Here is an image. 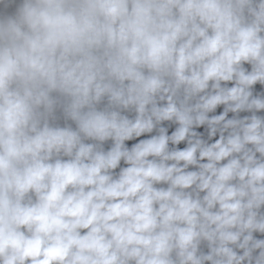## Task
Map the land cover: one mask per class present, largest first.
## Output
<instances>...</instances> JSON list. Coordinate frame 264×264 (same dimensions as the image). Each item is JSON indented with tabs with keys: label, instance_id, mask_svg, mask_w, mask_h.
Masks as SVG:
<instances>
[{
	"label": "clouds",
	"instance_id": "9594fccd",
	"mask_svg": "<svg viewBox=\"0 0 264 264\" xmlns=\"http://www.w3.org/2000/svg\"><path fill=\"white\" fill-rule=\"evenodd\" d=\"M0 264H264V0H0Z\"/></svg>",
	"mask_w": 264,
	"mask_h": 264
}]
</instances>
